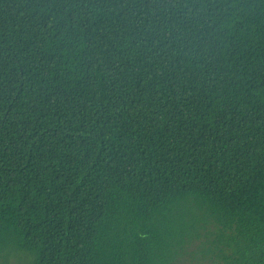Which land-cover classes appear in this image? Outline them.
I'll list each match as a JSON object with an SVG mask.
<instances>
[{"label":"trees","instance_id":"1","mask_svg":"<svg viewBox=\"0 0 264 264\" xmlns=\"http://www.w3.org/2000/svg\"><path fill=\"white\" fill-rule=\"evenodd\" d=\"M264 264V0H0V260Z\"/></svg>","mask_w":264,"mask_h":264},{"label":"rangeland","instance_id":"2","mask_svg":"<svg viewBox=\"0 0 264 264\" xmlns=\"http://www.w3.org/2000/svg\"><path fill=\"white\" fill-rule=\"evenodd\" d=\"M0 264H33L32 257L27 253H12L6 259H1Z\"/></svg>","mask_w":264,"mask_h":264}]
</instances>
